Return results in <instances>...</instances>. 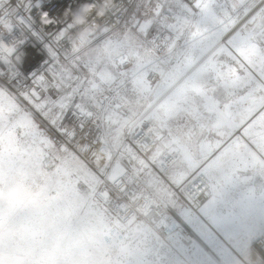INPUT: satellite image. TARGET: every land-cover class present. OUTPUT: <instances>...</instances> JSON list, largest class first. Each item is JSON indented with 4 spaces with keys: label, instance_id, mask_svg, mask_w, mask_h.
Instances as JSON below:
<instances>
[{
    "label": "snow or ice",
    "instance_id": "obj_1",
    "mask_svg": "<svg viewBox=\"0 0 264 264\" xmlns=\"http://www.w3.org/2000/svg\"><path fill=\"white\" fill-rule=\"evenodd\" d=\"M52 7L0 0V125L19 133L6 167L0 143V220L71 186L122 225L116 264H252L253 249L264 264V113L232 142L234 92L218 95L264 93V0H120L75 44L70 23L41 27L42 12L61 16ZM31 38L46 58L26 69ZM257 179L258 193L228 198Z\"/></svg>",
    "mask_w": 264,
    "mask_h": 264
},
{
    "label": "rangeland",
    "instance_id": "obj_2",
    "mask_svg": "<svg viewBox=\"0 0 264 264\" xmlns=\"http://www.w3.org/2000/svg\"><path fill=\"white\" fill-rule=\"evenodd\" d=\"M227 91L234 92V95H231L228 98L234 105L233 119L235 123L241 125L239 130H242L247 125V123H243V120L245 121L247 116L245 108L251 109L253 103L259 100H264L260 99V96H264V93H259L256 98H251L246 96V93L248 92V89L246 88L225 90L221 87L218 89V95L222 100L225 98ZM6 134L10 147V145L14 143L12 137L18 136L19 133L15 130H10L7 123L0 125V143H2L5 152V167L7 166V153L9 150L8 147L6 151ZM233 137H235V140H239L241 145H244L245 140L243 133L238 134L236 131ZM227 138L228 136L224 137L225 140H227ZM46 179H55V177L52 173H48L41 176L39 182L42 184ZM260 183L259 179H257L255 184L241 183L237 188H229L227 190V196L233 200H240L241 197L249 192V187H251V189L255 188L258 193L260 190ZM83 190L84 189L81 186L79 192H82ZM76 200L77 196L75 192L71 190V186L67 189H61V197L59 201L48 206L45 211L47 213V221L54 224L56 221L60 220V216L64 215L60 210H62V207H65V219L67 221L70 220V223L75 226L67 228L57 247L47 245L42 239L44 233L41 232L40 227H37L39 225L35 223L36 221H39V217L36 214L28 215L26 211H20L14 208L5 210L3 219L0 220V234L7 228H10L9 231L12 232L11 245L13 248L10 249L8 245H0L3 259H10V264H116L118 258L123 256L121 243L119 246H116L114 243L105 240V235H111L105 232L104 226L100 221V218L97 216V226L101 227V229L103 228L101 230L103 234V243L101 244L95 241V243L92 244V242L86 238L85 232L80 230L82 227L80 223H94L92 221L93 218L87 215L86 209H88V207L84 205L83 201L80 204ZM30 220L34 222L32 226H30ZM99 227H97V229H100ZM77 231H79V233ZM74 232H77L79 235ZM30 235L38 240L35 242L34 246H30L29 244L28 238ZM16 245L18 248H15ZM61 254L62 256H60ZM256 259H258V256L253 258L251 256L249 257L252 264H255ZM12 260L14 262H12ZM247 262L249 264V261Z\"/></svg>",
    "mask_w": 264,
    "mask_h": 264
},
{
    "label": "bare ground",
    "instance_id": "obj_3",
    "mask_svg": "<svg viewBox=\"0 0 264 264\" xmlns=\"http://www.w3.org/2000/svg\"><path fill=\"white\" fill-rule=\"evenodd\" d=\"M251 105H249V106H251ZM254 109H255V111H253ZM245 110L247 111V116H246V120L245 121L243 120V123H247V125H248V122L250 120H254L258 116L259 113H264V100L256 101L255 103H253L251 109H246L245 108ZM243 131H244V128L242 130L241 129L237 130L238 134H242ZM233 135H232V142L236 141L235 137H233ZM236 135H237V133H236ZM227 139H229V137ZM49 180H51V179H46V180L43 181V183H46ZM249 189H251V187H249ZM71 190H73L75 192L76 196H77V200L76 201H78L81 204L82 200H80L78 198V191L75 188H73V187H71ZM47 208H48V206H46L42 211L31 210V211H26V212H27L28 215L36 214L39 217V221H36L35 223L37 225H39L37 227H40L41 228V232L44 233L42 239L45 241V243L47 245L53 246V247H57L58 244L60 243L63 235H64V232L69 227V223L71 221L70 220L67 221L65 219V217H64L66 215L65 207H62V210H60V211H61V213H64V215L60 216V220L59 221H56L54 224H51L50 221H47V219H46L47 213L45 211L47 210ZM9 209H11V208H7L6 210H9ZM86 213H87V215L89 217L93 218L92 221L94 223H92V222H90V224H82V223H80V225L82 226L80 228V230H83L85 232L86 238H88L92 242V244H94L95 241L102 244L103 243V234H102L101 230L103 228L101 229V227L97 226L98 220L96 219L97 216L100 218V214L92 211L89 208L86 209ZM33 223L34 222L30 220V226H32ZM97 227H99L100 229H97ZM9 229L10 228H7L3 233L0 234V245H8L10 247V249H12L13 248V246L11 245V239H12L11 233L12 232H10ZM77 232L79 233V231H77ZM77 232H74V233H77ZM82 232H80V233H82ZM84 232H83V234H84ZM75 236H77V235H75ZM104 238L108 242L114 243L116 246H119V244H120V243L114 242L112 240L111 236H106L105 235ZM28 240H29L30 246H34L35 242L38 241L31 235L28 238ZM16 247L18 248L17 245L15 246V248ZM60 256H62V254ZM250 256L252 258L258 256V254L255 251V249L252 250ZM3 260H4V263L10 264V259H3ZM12 262H14V261L12 260ZM242 264H248V262L244 261V262H242Z\"/></svg>",
    "mask_w": 264,
    "mask_h": 264
},
{
    "label": "built area",
    "instance_id": "obj_4",
    "mask_svg": "<svg viewBox=\"0 0 264 264\" xmlns=\"http://www.w3.org/2000/svg\"><path fill=\"white\" fill-rule=\"evenodd\" d=\"M66 2L70 3V0H53V7H52L51 11L53 13H58L61 16L59 18H53L47 11H45L48 13L49 17L52 18L53 22L48 24L47 26H43L41 24L42 28H48L49 25H55V24H58L60 22H68L67 17H66V9H69V8L77 9L78 7H80L81 5H84V4H91L93 2L99 3V0H85L84 3L80 4L76 8H72L71 6H69L67 8H61V5H64ZM119 2H120V0H115V4L112 7V9L110 10V12L119 4ZM109 13L107 15H105L104 17H107L109 15ZM90 17H94L97 21H102V19L104 18V17H97L95 12H93L89 16L88 23L85 26H83L82 28H73V30L71 32L80 33V31H82L84 28L88 27L90 24ZM40 23H41V21H40ZM101 26L102 25L98 24L97 28H99ZM96 34L98 35V39L94 40L93 44L90 45V47H96L97 45H99L101 48H103L104 47L103 41L106 39V37L103 35H99L98 33H96ZM23 50L25 52V65H24V67L26 69L27 68L34 69L37 65H39L41 63L43 58H46V54L43 50L42 43L38 39H35V38L29 39V41L24 45ZM156 147H157V145H153V150ZM143 155L145 156V159H147L148 154H143ZM100 221L102 222V224L104 226L105 232L112 236L113 241L117 242V243H121V242H118L115 239V237L118 236L119 230L121 229L122 225L115 219V217L111 216L110 214H108V215L100 214Z\"/></svg>",
    "mask_w": 264,
    "mask_h": 264
},
{
    "label": "clouds",
    "instance_id": "obj_5",
    "mask_svg": "<svg viewBox=\"0 0 264 264\" xmlns=\"http://www.w3.org/2000/svg\"><path fill=\"white\" fill-rule=\"evenodd\" d=\"M114 4H115V0H99V3L93 2L91 4L81 5L77 9H71V8L66 9V17L68 23H70L73 26V28H82L88 23L89 16L91 15V13L95 12L97 17H104L110 12ZM40 15H41V24L43 26H47L48 24L53 22L52 18L49 17L47 12H42ZM78 35L79 33H73L70 31L67 33V39L71 43L75 44ZM5 143H6V151H7V148L9 147L7 134L5 135ZM38 191L39 189L29 188L26 194L27 198L35 199L36 193Z\"/></svg>",
    "mask_w": 264,
    "mask_h": 264
}]
</instances>
